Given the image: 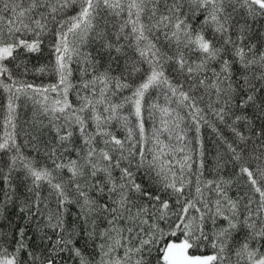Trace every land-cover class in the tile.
<instances>
[{
    "label": "snow or ice",
    "instance_id": "obj_1",
    "mask_svg": "<svg viewBox=\"0 0 264 264\" xmlns=\"http://www.w3.org/2000/svg\"><path fill=\"white\" fill-rule=\"evenodd\" d=\"M0 264H264V0H0Z\"/></svg>",
    "mask_w": 264,
    "mask_h": 264
}]
</instances>
